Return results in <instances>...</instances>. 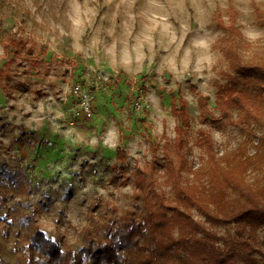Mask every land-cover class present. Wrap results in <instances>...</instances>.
<instances>
[{"label": "rangeland", "instance_id": "1", "mask_svg": "<svg viewBox=\"0 0 264 264\" xmlns=\"http://www.w3.org/2000/svg\"><path fill=\"white\" fill-rule=\"evenodd\" d=\"M231 1L244 39L254 47L264 45L252 5L262 0ZM228 2L0 0V67L10 65L12 77L7 91L0 88V121L14 125L0 135V180L7 182L5 173L17 171L30 185L8 202L9 218L0 222L2 264L22 263L17 247L26 216L47 236L63 235L65 243L78 247L93 201L119 213L128 207L133 183L116 187L111 179L120 174L118 179L132 180L136 166L147 171L151 184L155 178L165 195L174 196L168 172L154 166L151 151L154 143L158 163L163 153L179 159L167 151V141L179 135V118L170 106L173 93L181 94L189 116L180 133L189 164L171 171V177L194 194L211 187L207 168L198 178L201 161L204 166L209 158L196 144L198 129L207 130L218 159L238 136L234 124L212 122L218 117L217 85L227 69L220 49L224 30L214 14L220 10L228 22ZM11 37L25 42L18 56L5 46ZM252 50L244 49V57ZM117 147L127 154L120 167ZM263 154L243 173V185L264 187ZM221 176L220 171L213 175L216 186ZM191 212L203 220L195 208ZM259 235L264 240V226Z\"/></svg>", "mask_w": 264, "mask_h": 264}, {"label": "trees", "instance_id": "2", "mask_svg": "<svg viewBox=\"0 0 264 264\" xmlns=\"http://www.w3.org/2000/svg\"><path fill=\"white\" fill-rule=\"evenodd\" d=\"M232 4L229 0L228 22L220 10L214 14L224 30L220 49L227 69L221 72L224 80L217 85L214 107L218 117L212 122L234 124L238 136L236 145L218 159L207 130L198 129L196 144L209 157L204 166L201 161L198 178L202 179L207 168L211 187L204 186L194 194L174 175L171 177V171L181 169L185 162L189 164L188 149L183 138L180 139L183 127L189 124V116L181 94L173 93L170 106L179 118V135L172 142L167 141V151L179 156L178 164L164 153L158 163L154 143L151 151L154 166L168 172L174 196L165 195L155 178L154 185L151 184L147 171L136 166L132 180L118 179L120 174L111 179L116 187L129 181L133 183L128 207L119 213L113 205L101 209L99 201H93L88 206L86 223L81 227L78 247L65 243L63 235L57 239L47 236L39 224L26 216L17 247L23 260L21 264H264V240L259 235L264 226V187L253 189L242 184L243 173L264 151V45L254 47L244 39ZM252 5L256 22L264 30V0L252 1ZM24 45L20 38L11 37L5 42L9 52L17 56ZM250 48L253 50L245 58L244 49ZM29 62L35 65L36 60L32 57ZM11 80L10 65L0 67V88L7 91ZM198 98L205 110V98ZM203 118L208 117L204 114ZM7 127L11 129L14 125L0 121V135L5 134ZM115 156L120 167L127 154L117 147ZM219 171L222 176L215 179L219 183L216 186L212 177ZM5 174L8 181L0 180V210H5L0 222L4 223L9 218L8 202L30 188L21 172ZM192 208L203 220L193 216ZM221 225L231 227L219 233L216 227Z\"/></svg>", "mask_w": 264, "mask_h": 264}]
</instances>
